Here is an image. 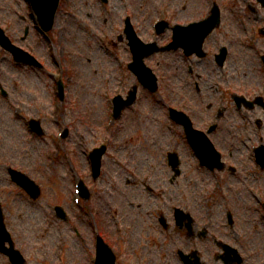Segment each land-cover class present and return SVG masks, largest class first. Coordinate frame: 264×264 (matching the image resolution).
I'll return each instance as SVG.
<instances>
[{
    "label": "rangeland",
    "instance_id": "1",
    "mask_svg": "<svg viewBox=\"0 0 264 264\" xmlns=\"http://www.w3.org/2000/svg\"><path fill=\"white\" fill-rule=\"evenodd\" d=\"M64 1L57 15L56 25L48 36H42L32 29L27 39L21 41L25 26L32 22L27 0H0V23L11 24L9 34L12 38L27 48L34 45L35 51L44 58L47 65L44 72L33 71L29 66L17 65L12 56L0 47V86H4L9 93L5 96L0 89V196L5 202L7 222L17 245L28 256L27 264L89 263L88 258L93 251L91 233L88 237V233L83 231V236L79 237L75 233V227L78 225L76 217L62 222L55 216L52 206L60 201L56 200L58 197L69 202L73 189V173L76 169L88 167L85 152L92 145L106 137L113 139V146L105 161L104 181L103 184L99 183L103 192L100 203L104 204L106 209L120 208L121 213L113 216V211L109 209L107 213L99 214V224L107 231L115 232L116 218L120 216V223L123 222L125 225L128 221L127 216L133 214L128 198L125 199L124 195L134 193L130 196L135 202L142 198L137 193L143 189L141 186L130 187L119 181L120 174L124 171L122 167L125 160L127 163L131 162L136 169H145L147 156L158 158L155 156L157 151L173 149L174 146L183 151L186 159L187 155L190 158L189 147L179 135L182 133L181 128L171 123L167 106L184 108L195 119L201 120L211 115L212 109H208L207 103H216L219 100V78L220 83L228 91V98L231 96L229 92L233 90L228 89L229 86L237 84L243 86L256 82L255 87H259L264 78V65L260 58L261 52H264V39L247 41L248 45L238 43L241 36L245 35L241 21L248 25L251 23L256 26L263 25L264 8L258 5L259 11L253 13L247 7L246 0H223L224 23L228 27L239 28L234 36L237 42L227 63L226 75L219 77L220 73L217 70L219 68L214 69L212 59H204L202 65H196L197 69L204 73L201 77H205L202 79L205 88L200 93L196 91L193 82L184 83L185 68L178 64L181 57L179 53L160 52L155 59H151V64L161 76L159 92L152 94L142 90L135 106L126 110L123 116L115 121L113 128L107 130L105 123L111 108L105 94L112 95L111 92L117 84L115 81L122 68L121 59L126 61L129 57L125 45L120 44L115 35L123 26L124 12L129 10L133 16L135 15L136 22L144 18V26L150 29V23L156 17L155 10L164 8L171 22L187 21L193 16L197 18L202 15L206 2L110 0L105 6L101 0ZM232 9H236L237 14L231 13ZM150 12L151 14H148ZM142 28L140 25L143 31ZM108 33L110 37L105 35ZM221 36L223 35L220 32L216 34V38ZM111 37L116 38L118 45L111 43ZM214 42L215 38L209 45ZM52 69L58 71L62 69L66 81V99L60 123L51 119L54 101L57 99L52 91L53 79L48 74ZM14 106H19L20 114L14 111ZM229 111L235 113V116L228 118L231 117L233 120L237 117L240 125L243 120L241 117H247L241 115L239 118L235 109ZM31 116L42 119L47 138L32 136L26 123V119ZM231 120L227 119L226 122ZM65 126L69 128V135L59 141L56 133ZM227 128V124H224L220 131L216 132L215 137L218 144L229 151V147H225L229 143L224 139V136L229 134ZM255 129H257L255 125L249 129L240 126L236 133L240 138L239 145L242 146L244 166L247 167L238 174V181L242 182L236 181L235 176L231 174L225 175L226 178L221 181L217 173L198 169L194 165L193 169H185L178 188L174 186L172 189L173 185L166 179L160 183L164 189L160 201L164 200V204L171 205L169 197L164 194L170 196L173 190L174 194L182 191L191 195V188L186 187L190 186L187 180L191 176L194 178L191 183L195 185L197 195L203 192L206 196L212 195L208 200L209 206L206 207L209 209L207 214L210 213L212 224L218 225L219 230L223 232L227 230L228 236L225 238L234 243L236 234L246 230L244 221L250 216V208L249 206L245 208L244 202H249L251 195V201L257 203L259 198L255 193H262L263 189L259 192L258 188L264 187V171L257 170L254 158L248 155L247 145L251 143L247 140L244 143V140H241L244 135L252 134ZM57 145L64 148L60 156L54 155L53 152ZM4 162H13L15 166L31 173L44 188L41 197L30 200L20 187L12 183L8 172L2 167ZM74 162L75 167L79 168L73 167ZM157 171L162 177L170 175L165 164H160ZM202 175L208 178V182L204 183L206 188L201 185ZM110 183L114 186H110ZM250 187L254 192H251ZM195 204L200 206L197 202ZM93 208L95 209V205ZM164 208L167 207L164 205ZM227 210H232L235 215L236 222L233 228L227 224ZM140 230L141 225L138 227V233ZM138 233L134 235L136 239ZM164 234H159L163 254L168 252V245H163V242L168 238L165 236H169ZM255 237L263 239L264 235L256 234ZM0 264L11 263L0 253Z\"/></svg>",
    "mask_w": 264,
    "mask_h": 264
},
{
    "label": "flooded vegetation",
    "instance_id": "2",
    "mask_svg": "<svg viewBox=\"0 0 264 264\" xmlns=\"http://www.w3.org/2000/svg\"><path fill=\"white\" fill-rule=\"evenodd\" d=\"M154 182L155 179H154ZM152 189V188H151ZM145 210L143 208L142 212ZM154 215L155 213H151ZM142 217L146 220L150 217L148 214L142 213ZM162 217V215H161ZM161 217H157L158 222H161ZM202 221H204V217H202ZM163 224V223H162ZM205 224L209 225V221H204L202 228H199V222L194 220L193 227L190 231L186 228V222H183L182 225L174 224L175 231H182L187 237L186 242L187 246L190 248H185V251L191 252L194 249H199L205 259H208L211 254V247H210V231L205 229ZM164 225V224H163ZM134 226V225H133ZM166 228H170L171 225L167 224L164 225ZM147 234L151 236V233L154 230L153 225H148ZM134 228L129 229L130 234L125 239V245L120 246L118 250V260L120 264H157V255L155 252V248L158 245V241L151 237L148 243V246L140 245V242L134 237ZM197 247V248H196ZM199 251V252H200ZM201 255V256H202ZM210 263V260H208Z\"/></svg>",
    "mask_w": 264,
    "mask_h": 264
},
{
    "label": "water",
    "instance_id": "3",
    "mask_svg": "<svg viewBox=\"0 0 264 264\" xmlns=\"http://www.w3.org/2000/svg\"><path fill=\"white\" fill-rule=\"evenodd\" d=\"M58 2L59 0H34L36 9L38 10V13L40 14V17L42 21L44 22L45 26L47 22H52ZM46 27L50 28V26H46ZM6 44L10 47L8 43ZM194 48L199 50L201 48V42L196 44ZM139 61L141 62V58L139 59ZM147 84H149L154 89H156L155 78H152L150 82H147ZM17 176H20V175L17 174ZM18 179L21 182H26L27 184H29V181L24 176H20L18 177ZM113 261L114 260H113L112 255L110 256L107 250L103 249L102 250V261L100 264H113Z\"/></svg>",
    "mask_w": 264,
    "mask_h": 264
}]
</instances>
